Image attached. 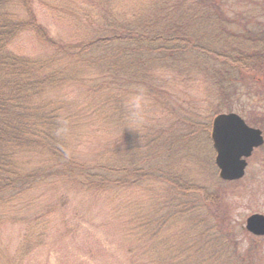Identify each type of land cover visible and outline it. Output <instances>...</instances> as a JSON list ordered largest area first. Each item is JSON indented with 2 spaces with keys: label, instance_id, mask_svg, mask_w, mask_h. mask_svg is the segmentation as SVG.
I'll return each mask as SVG.
<instances>
[{
  "label": "trees",
  "instance_id": "trees-1",
  "mask_svg": "<svg viewBox=\"0 0 264 264\" xmlns=\"http://www.w3.org/2000/svg\"><path fill=\"white\" fill-rule=\"evenodd\" d=\"M36 4L68 35L52 36ZM223 4L0 0V230L22 228L13 250L0 243V264H32L56 243L64 203L90 197L129 264H254L211 131L237 96L264 99V22ZM25 34L40 52L18 47ZM88 143L91 160L76 146Z\"/></svg>",
  "mask_w": 264,
  "mask_h": 264
},
{
  "label": "rangeland",
  "instance_id": "rangeland-1",
  "mask_svg": "<svg viewBox=\"0 0 264 264\" xmlns=\"http://www.w3.org/2000/svg\"><path fill=\"white\" fill-rule=\"evenodd\" d=\"M224 3L227 4L226 6L223 4L225 11L232 13L231 10H233L234 15L237 14L243 20H249L251 27L264 22V0H224ZM35 10L39 21L52 36L68 35L65 28L63 29L48 17L38 4ZM17 44L30 54L41 51L31 34L23 35ZM68 91L71 96L72 90ZM256 92H253L254 95ZM194 95L199 98L198 102L201 104L205 98L204 93L201 90H195L191 92V96ZM242 95L237 96L241 103L235 104L236 110L233 113L241 115L246 122L256 118L264 124V99L250 96L245 92ZM84 144H76L81 147L78 148L79 157L91 160L92 149L89 143L88 146ZM223 187L222 191L228 197L224 203L232 210V220L239 226L242 225L245 229L247 218L253 214L264 215V147L251 159L242 180L229 182ZM64 205L66 208L59 214V222L56 223L54 231L56 243L53 244L50 241L49 247L41 251L32 264H129V256L126 255L125 242L120 229L108 218L103 199L82 198V202L71 200V203L67 205L64 203ZM0 232L2 233L0 243L9 245L13 250L19 241L22 228L10 226L7 229H1ZM239 241L242 249L251 251V255L256 258L254 264H264V236L249 234L240 236Z\"/></svg>",
  "mask_w": 264,
  "mask_h": 264
},
{
  "label": "water",
  "instance_id": "water-1",
  "mask_svg": "<svg viewBox=\"0 0 264 264\" xmlns=\"http://www.w3.org/2000/svg\"><path fill=\"white\" fill-rule=\"evenodd\" d=\"M211 139L219 177L228 182L245 176L247 159L252 156L254 149L264 144L262 131L248 126L236 113L219 114L214 119ZM246 229L255 236H264V215L250 216L246 221Z\"/></svg>",
  "mask_w": 264,
  "mask_h": 264
},
{
  "label": "flooded vegetation",
  "instance_id": "flooded-vegetation-1",
  "mask_svg": "<svg viewBox=\"0 0 264 264\" xmlns=\"http://www.w3.org/2000/svg\"><path fill=\"white\" fill-rule=\"evenodd\" d=\"M257 153H258L257 151L253 153L252 159L257 155Z\"/></svg>",
  "mask_w": 264,
  "mask_h": 264
}]
</instances>
